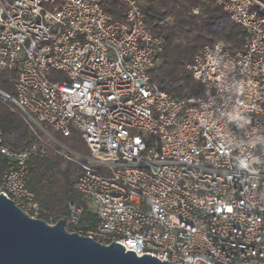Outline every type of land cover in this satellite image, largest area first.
I'll list each match as a JSON object with an SVG mask.
<instances>
[{
  "label": "built area",
  "instance_id": "built-area-1",
  "mask_svg": "<svg viewBox=\"0 0 264 264\" xmlns=\"http://www.w3.org/2000/svg\"><path fill=\"white\" fill-rule=\"evenodd\" d=\"M121 1L115 18L104 0H0V67L17 70L0 102L37 138L0 143V193L54 224L26 184L31 156L52 150L78 167L67 230L170 264H264V0H203L245 41L196 51L186 68L204 92L183 97L151 79L164 39L138 0ZM52 70L64 75L50 79ZM73 130L88 153L57 136ZM86 209L95 227L83 224Z\"/></svg>",
  "mask_w": 264,
  "mask_h": 264
},
{
  "label": "trees",
  "instance_id": "trees-1",
  "mask_svg": "<svg viewBox=\"0 0 264 264\" xmlns=\"http://www.w3.org/2000/svg\"><path fill=\"white\" fill-rule=\"evenodd\" d=\"M146 25L164 39L161 61L150 72L151 79L160 87L176 96L200 95L203 84L195 79L186 64L193 54L206 42L223 40L234 49L243 47L245 30L234 22L219 5L203 0H138ZM103 6L113 17H122L124 4L121 0H104ZM198 7V12L194 8ZM17 70L0 67V86L13 91L11 78ZM0 143L11 148H24L36 141L23 118L6 104L0 102ZM78 150L87 149L78 131L70 137ZM8 169L7 158L0 151V176ZM76 174L72 162L51 150L34 153L28 162L27 186L35 193V202L47 207L58 217L67 214V202H81L79 192L74 188ZM83 224L95 227L97 218L88 209L84 212Z\"/></svg>",
  "mask_w": 264,
  "mask_h": 264
},
{
  "label": "water",
  "instance_id": "water-1",
  "mask_svg": "<svg viewBox=\"0 0 264 264\" xmlns=\"http://www.w3.org/2000/svg\"><path fill=\"white\" fill-rule=\"evenodd\" d=\"M0 264H170L112 241L69 231L60 217L54 224L33 218L0 193Z\"/></svg>",
  "mask_w": 264,
  "mask_h": 264
},
{
  "label": "rangeland",
  "instance_id": "rangeland-1",
  "mask_svg": "<svg viewBox=\"0 0 264 264\" xmlns=\"http://www.w3.org/2000/svg\"><path fill=\"white\" fill-rule=\"evenodd\" d=\"M64 75V73L63 72H61V71H58V70H52L51 72H50V74H49V78L50 79H53V80H58V79H61L62 78V76ZM67 143H68V145L73 149V150H78L77 148H75L74 146H73V140H65ZM52 151V150H51ZM78 151H80V152H83V153H88V148L86 149H84V150H78ZM58 154V153H57ZM62 156V155H61ZM64 157V156H63ZM72 167H73V169H74V171H75V174H76V172H77V170H78V167H77V164H75L74 162H72ZM201 264H203V263H201Z\"/></svg>",
  "mask_w": 264,
  "mask_h": 264
}]
</instances>
